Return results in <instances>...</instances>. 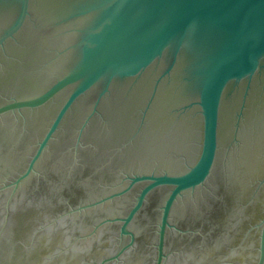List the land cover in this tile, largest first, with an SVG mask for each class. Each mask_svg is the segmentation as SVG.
<instances>
[{
    "label": "water",
    "instance_id": "1",
    "mask_svg": "<svg viewBox=\"0 0 264 264\" xmlns=\"http://www.w3.org/2000/svg\"><path fill=\"white\" fill-rule=\"evenodd\" d=\"M0 264H264V0H0Z\"/></svg>",
    "mask_w": 264,
    "mask_h": 264
}]
</instances>
